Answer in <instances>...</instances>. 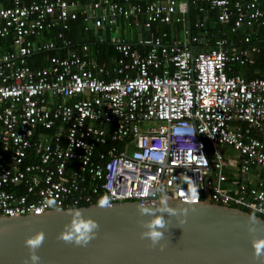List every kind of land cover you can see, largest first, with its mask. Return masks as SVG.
<instances>
[{
    "label": "built area",
    "instance_id": "2783aa9c",
    "mask_svg": "<svg viewBox=\"0 0 264 264\" xmlns=\"http://www.w3.org/2000/svg\"><path fill=\"white\" fill-rule=\"evenodd\" d=\"M190 4L228 24L230 37L202 21L193 34ZM78 17L100 30L96 41L110 30L113 65L72 48L65 32ZM120 19L158 30L133 42ZM42 52L47 64L31 66ZM256 55L264 64V0H0V216L104 196L197 203L206 190L263 218L264 75L235 71Z\"/></svg>",
    "mask_w": 264,
    "mask_h": 264
},
{
    "label": "water",
    "instance_id": "95a60500",
    "mask_svg": "<svg viewBox=\"0 0 264 264\" xmlns=\"http://www.w3.org/2000/svg\"><path fill=\"white\" fill-rule=\"evenodd\" d=\"M137 31L139 38H150L149 25H138ZM199 35L207 42V32ZM204 191L206 197L197 203L163 197L143 203L117 202L108 208L95 204L42 214L0 216V264H25L29 255L25 241L41 231L45 239L37 250L39 264H264V257L254 258L252 235L248 232L249 219L255 216V235L264 237V219L213 203ZM163 200H167V205ZM139 207H148L155 215L164 216L166 227L160 229L164 238L155 248L150 247V240L141 239V233L147 230L141 222L154 217L141 216ZM165 207L176 209L177 214L163 213ZM185 208L187 215L181 211ZM70 209H79L83 219L99 224L97 237L86 247L57 239L65 225L71 223Z\"/></svg>",
    "mask_w": 264,
    "mask_h": 264
},
{
    "label": "clouds",
    "instance_id": "9594fccd",
    "mask_svg": "<svg viewBox=\"0 0 264 264\" xmlns=\"http://www.w3.org/2000/svg\"><path fill=\"white\" fill-rule=\"evenodd\" d=\"M53 203L54 202L51 200L47 202L49 206L53 205ZM162 203L167 205V200H163ZM97 206L100 208L111 207L109 198L107 196L100 198L97 202ZM57 211L59 210L57 209ZM138 211L141 216L151 215L154 217L147 222H141L142 227L147 229L141 233V239L150 240V247L155 248L164 238V232L160 230L166 227L164 216L155 215L154 210L148 207H139ZM181 211L183 214L187 215L188 209L185 208ZM69 212L72 214L71 223L65 225V230L59 234L57 239L65 243H74L79 247H86L94 238L97 237L99 224L93 219H83L79 209H70ZM164 212L171 216H175L177 214L176 209L170 207H165L163 213ZM257 224L258 222L256 217L251 216L249 219L248 232L252 235L251 243L255 250L254 258L260 260L264 257V237H257L255 235L258 231ZM44 239L45 234L43 231L26 239L25 246L28 249L29 255L25 264H29V261L30 264H39L41 257L37 254V250L42 246ZM163 247L164 246L161 244V250H163Z\"/></svg>",
    "mask_w": 264,
    "mask_h": 264
},
{
    "label": "trees",
    "instance_id": "16d2710c",
    "mask_svg": "<svg viewBox=\"0 0 264 264\" xmlns=\"http://www.w3.org/2000/svg\"><path fill=\"white\" fill-rule=\"evenodd\" d=\"M83 1H88V0H83ZM214 18L215 17H214L213 12L207 11L206 13L204 12L199 13L197 10V7L190 4L187 21L190 24V31L193 34L198 32L193 27V24L195 23V21H198V22L202 21L204 22V25H205L204 29L209 32V35L213 33L214 36L216 35V36L230 37L231 34L228 29L229 25L227 24L228 25L227 26L225 24H221L215 21ZM150 28L153 31L155 29V25L151 24ZM166 28L167 30H169L168 27ZM177 30L178 28L175 30L174 32L175 34H178ZM65 35L67 38L71 40L73 44L72 47H75L77 51H78V47L80 46V44L86 43L88 45V55L92 58H95L98 62H105L109 64L113 61V58H115L117 54L113 45L110 43L108 36H104L103 41L99 42V41L94 40V38L90 35V32H87L85 34L83 33V24L81 21V17H78V19L70 22V27L65 32ZM49 37H52V34H50ZM132 41L134 42L135 40H132ZM198 48H202V45L198 46ZM49 55L50 54L48 52L36 53L33 56L29 57L28 63L33 67L45 66L47 64ZM256 56H257V63L255 65L245 67V68L235 67V71L241 72L246 78H251L255 76H263L264 75V64L259 61V55H256ZM111 64H113V62ZM46 133H52V130H49V131L46 130ZM23 191L24 189L22 188V192ZM71 208H75V207H71ZM263 219H264V216H263Z\"/></svg>",
    "mask_w": 264,
    "mask_h": 264
},
{
    "label": "crops",
    "instance_id": "0c3cea01",
    "mask_svg": "<svg viewBox=\"0 0 264 264\" xmlns=\"http://www.w3.org/2000/svg\"><path fill=\"white\" fill-rule=\"evenodd\" d=\"M142 24H143V20L140 21V22H138V24L134 25V24H131L129 22H126V21H123V20L120 19L121 34L125 38H127L128 40H131V41L132 40H137L139 38L138 37L137 26L138 25H142ZM142 26H145V24H143ZM167 27L169 28L170 35L171 36H174V37L176 36V37L182 38V26L181 25H174L173 24V25H167ZM177 28H178V30H177L178 31V34H175L174 32H175V30ZM157 30H158V26L157 25H155V29L153 31L150 28V32H154V31H157ZM87 32H90V35L94 38V40H96L98 38V36H99V30H96V29H93V28L89 29L88 31L83 30V33L84 34L87 33ZM109 35H110V30L108 28H106V27H103V29H102V36L103 37L104 36H108L109 37ZM72 48L74 50H76L75 47H72ZM77 52H79L80 54H83V55H86V56L90 57L88 55V50L87 51H82L81 44L78 47V51ZM113 61H114V58H113ZM111 63H109V64H111ZM111 65H113V64H111Z\"/></svg>",
    "mask_w": 264,
    "mask_h": 264
},
{
    "label": "rangeland",
    "instance_id": "374dc122",
    "mask_svg": "<svg viewBox=\"0 0 264 264\" xmlns=\"http://www.w3.org/2000/svg\"><path fill=\"white\" fill-rule=\"evenodd\" d=\"M225 151H230V152H232V153H233V150H232V149H230L229 147H225Z\"/></svg>",
    "mask_w": 264,
    "mask_h": 264
}]
</instances>
